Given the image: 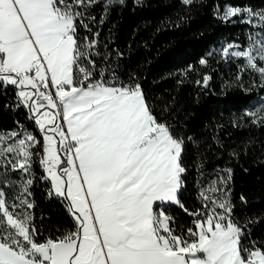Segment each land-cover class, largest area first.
<instances>
[{
    "label": "snow or ice",
    "instance_id": "snow-or-ice-1",
    "mask_svg": "<svg viewBox=\"0 0 264 264\" xmlns=\"http://www.w3.org/2000/svg\"><path fill=\"white\" fill-rule=\"evenodd\" d=\"M142 3L0 0V264H264V192L236 193L240 161L264 162V0H181L180 21L236 30L176 82L255 95L239 139L191 129L132 66L113 17Z\"/></svg>",
    "mask_w": 264,
    "mask_h": 264
},
{
    "label": "trees",
    "instance_id": "trees-1",
    "mask_svg": "<svg viewBox=\"0 0 264 264\" xmlns=\"http://www.w3.org/2000/svg\"><path fill=\"white\" fill-rule=\"evenodd\" d=\"M184 14L181 0H143L142 6L135 11L129 8L121 16L113 17L117 25V42L121 47L132 45V66H141L139 70L147 75L148 84L157 94L178 99L181 117L191 129L200 132L205 124L223 123L233 138L239 139L241 133L230 127V113L253 104L255 95L249 99L235 85L222 91V78L215 73L211 84L216 94H204L190 80H185L183 84L176 82V77L187 65L194 64L218 41L234 35L236 30L218 26L208 9L193 10L190 16L180 21L179 17ZM178 22L180 27H176ZM219 67L223 79H228L231 73L223 65ZM198 92L201 94L197 100ZM3 119L0 117V121ZM255 155L260 153L257 151ZM240 163L247 171L240 167L236 170L237 197L241 191L249 196L264 192V162L250 154ZM44 210L54 211L52 206H44Z\"/></svg>",
    "mask_w": 264,
    "mask_h": 264
}]
</instances>
